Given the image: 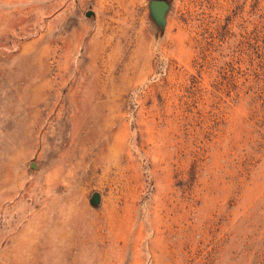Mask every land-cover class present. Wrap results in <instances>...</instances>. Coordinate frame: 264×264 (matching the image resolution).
<instances>
[{
    "label": "rangeland",
    "instance_id": "obj_1",
    "mask_svg": "<svg viewBox=\"0 0 264 264\" xmlns=\"http://www.w3.org/2000/svg\"><path fill=\"white\" fill-rule=\"evenodd\" d=\"M0 264H264V0H0Z\"/></svg>",
    "mask_w": 264,
    "mask_h": 264
},
{
    "label": "water",
    "instance_id": "obj_2",
    "mask_svg": "<svg viewBox=\"0 0 264 264\" xmlns=\"http://www.w3.org/2000/svg\"><path fill=\"white\" fill-rule=\"evenodd\" d=\"M161 3H162V11H163V9H164V4H165V1H161ZM97 196V195H96Z\"/></svg>",
    "mask_w": 264,
    "mask_h": 264
}]
</instances>
